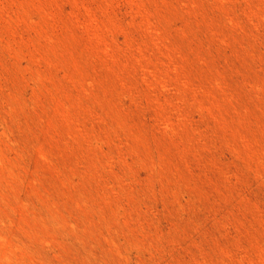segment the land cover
Instances as JSON below:
<instances>
[{
	"label": "rangeland",
	"instance_id": "rangeland-1",
	"mask_svg": "<svg viewBox=\"0 0 264 264\" xmlns=\"http://www.w3.org/2000/svg\"><path fill=\"white\" fill-rule=\"evenodd\" d=\"M0 264H264V0H0Z\"/></svg>",
	"mask_w": 264,
	"mask_h": 264
}]
</instances>
